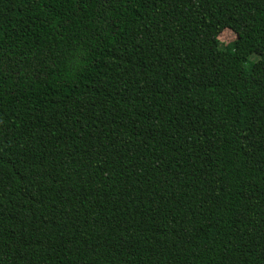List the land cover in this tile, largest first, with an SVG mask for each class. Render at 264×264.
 Returning <instances> with one entry per match:
<instances>
[{"label": "trees", "instance_id": "1", "mask_svg": "<svg viewBox=\"0 0 264 264\" xmlns=\"http://www.w3.org/2000/svg\"><path fill=\"white\" fill-rule=\"evenodd\" d=\"M0 264H264V0H0Z\"/></svg>", "mask_w": 264, "mask_h": 264}, {"label": "rangeland", "instance_id": "2", "mask_svg": "<svg viewBox=\"0 0 264 264\" xmlns=\"http://www.w3.org/2000/svg\"><path fill=\"white\" fill-rule=\"evenodd\" d=\"M237 38V35L236 33L232 30V29H229V28H226L224 29L220 35H219V39L224 43V44H228V43H231L233 42L235 39ZM250 60H255V58L253 57H250ZM250 66V63L247 62L246 63V68H249Z\"/></svg>", "mask_w": 264, "mask_h": 264}]
</instances>
